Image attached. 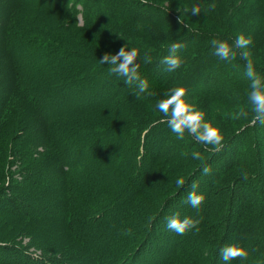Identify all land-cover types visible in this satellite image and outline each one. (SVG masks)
Masks as SVG:
<instances>
[{
  "label": "rangeland",
  "instance_id": "obj_1",
  "mask_svg": "<svg viewBox=\"0 0 264 264\" xmlns=\"http://www.w3.org/2000/svg\"><path fill=\"white\" fill-rule=\"evenodd\" d=\"M81 1L82 0H77L78 4H75L77 11L75 13L72 0L69 2L70 11L66 10L65 7L63 9L60 7L61 9L59 10L58 6H60V4L62 5V0H0V140L2 139V130L5 133V130L9 131L11 128L13 130L16 127L17 134L20 133L18 141L21 142V145H23L24 141L26 143V146H21L20 150H23L24 153L29 152V154L25 153V156L23 155L21 161H31L32 166L35 168L32 184L24 182L22 183L23 187L15 190L31 204L29 212H32V219L21 221L14 220L13 222H8L5 227L0 225V235L7 234L3 232L7 230L8 233L11 232L10 239H12L7 243L5 242L6 240H0V264H8V261H10V264L11 262L15 264H25L21 261L16 262L18 260L16 258L17 255L12 254L10 251L2 250V246L9 243L24 247L29 246V252L38 256L39 259L42 256H49L50 254H54L57 257L61 256L62 259H64V257L69 254L82 253L85 264H96L97 260L98 262L101 261V264H120L131 250H129L128 246L124 248L123 245L125 241L129 240V237L133 238L135 235L132 232L131 235H125L124 228L119 231L122 236L124 235L122 239L119 240V237L118 240H116V238L114 239V234V242L111 246H108L109 244L106 240L107 235L109 234L108 236H110L111 232L105 231L103 238L96 236L90 240L88 244L80 241L77 242L73 235L67 232L65 225L66 219L68 220L71 215L76 213L74 209L76 207V201L73 191H75V196H79V189H77L78 182H72L75 178L73 168L76 170L75 174H80L79 169L85 165L90 172L87 178L88 180L92 178V175H98L100 178L103 176L102 184H109L111 187L110 191H113L114 194L116 193L115 195L119 193L120 198H122L123 195H120L121 186L124 183L130 185L134 184V176L141 166L138 165L135 169L127 172L128 168L126 164L124 165L122 162L124 160L127 161L128 165H133L130 157L132 147L130 144L126 147L123 145L125 136L119 133L120 130L117 133H110L108 129L103 128L107 130V133L104 135L93 134V132L99 133L98 129L104 127V124L116 125L119 122V116H125L127 118V115L119 113L116 108L118 107V103L129 99L135 100L136 108L145 107V110H147V112L149 111L148 114H144L140 124L144 122L148 123L149 119H162V114L159 113L155 105L158 100L164 98L165 93L171 89L169 86L166 87V85H170V80L166 83L161 81L154 89L151 88L148 92L143 93L148 96L141 94L139 98H137L132 91L128 90V88L133 86L126 85L122 80L118 82L114 90H111L112 96L108 99L103 97L101 101L102 93L98 94L99 91L92 92L91 88L81 89V87L77 85L79 82L76 83L73 79L77 80V78L82 77L86 69L90 70L86 73L94 71L95 66H98L96 70L99 69V71L108 69L109 66L107 64H100L99 59H101L105 53H116L104 51L101 54L95 51L92 48V40H94L93 35L95 34L94 32L98 30V25L107 21L109 12L114 13L111 15V18L118 15L123 17L122 20L117 21V24L121 26L122 29H127L137 42L142 41L144 38V42L142 43L145 45L141 43L144 48H148V46L153 48L160 45L159 48L164 49V43L167 44L171 41L182 40L186 34L185 31H180L179 27H177L178 24L175 23L174 20L164 16L160 17L158 21H153L152 16L146 14L143 20H137L138 24L131 23V21L126 18L132 6L130 2L124 4V2L120 3V0H85L86 7H83ZM142 1L154 2L156 5L168 9L173 7V16L175 17L178 14L180 16L182 15L181 19H184L183 24L188 25L190 31L191 29L194 31H205V28H201L202 15H191V8L196 6L192 0ZM65 2L63 4H65ZM11 4L12 9H10ZM48 5H51L52 8L48 7ZM175 7L179 8V13ZM84 9L86 11H84ZM222 11H226L228 14L232 15V19L235 18L234 21L240 25L238 32H235L233 27H230L227 33L233 34L235 37L241 34L245 36L251 35L253 37V45L250 47V51L252 55H254L253 61L255 66H264V0H224L222 3ZM169 12H171V10H169ZM179 19L178 17V21ZM190 24L192 26H189ZM233 24L234 23H232L231 26ZM210 31L212 30L209 29L208 32ZM35 33L46 38V40L59 42L61 46L69 52V54L67 53V58L62 59L60 53L56 56H46L44 52H40L42 56L32 54L35 45L32 43L31 39ZM101 33L104 32L102 31ZM213 35L220 36L219 33L215 32ZM213 37H210L206 42L189 40L187 52L182 57V67L175 72H171L170 75L177 73L174 76H179L175 81L177 87L186 85L191 91H195L194 89H197L199 84H201L200 77H196L195 79L187 78L185 80L183 74L186 73L185 70L187 66L191 65L194 59H202L201 62L203 64H209L212 60H216L215 70L210 82L215 86L214 88L220 99L219 102L215 94L202 93L199 97L191 98L190 96V98L206 112H208V108H211L213 104H222L225 106L226 103L228 109L224 114L230 115L243 105L247 106V96H245L243 90L249 84V80L244 75L245 70H241L242 66L238 63V59L227 62L213 55L214 50L211 46V41L215 39ZM234 39L227 40L224 38L221 40H226L231 43ZM12 46H17L18 48L13 52H9ZM75 54H84V57L80 58L77 64L79 66L77 70H73L67 65V63L70 62L68 58L76 56ZM89 65L91 67L87 68ZM152 72L150 71V73ZM239 73H241V75ZM258 74L261 75L262 72ZM101 77H103V75H101L100 78ZM154 77L157 76L154 75ZM81 83L82 85L84 84V82ZM23 88H28L30 93L24 91ZM35 94L43 95V100H46L44 98L50 97H53L55 100L53 105H46V103L45 106L41 105L44 113H48L49 120L47 122L42 121L38 123L32 119L31 115L27 114L29 112L26 111L27 109L24 106L26 99L35 101L33 97ZM38 98L40 97L38 96ZM42 103L44 104V101ZM22 106H24V110H21ZM246 106L244 107L247 108ZM61 107L65 109H60ZM135 107L133 108V114L136 112L138 113H136V115L143 114ZM57 111H60L58 115H56ZM90 112L91 114H89ZM98 113H102L107 117L105 122L98 121L100 118ZM89 116L94 117L88 119ZM22 119L24 122H22ZM135 119H138V117ZM65 121H69L68 127L72 129V133L70 139L64 143V145H70L71 143L77 142V140H81L85 144H93L95 149L88 154L83 155L79 153L80 155H78L71 152L77 150L76 148H81L79 146H69L68 150H66L68 153L65 160L75 162L72 163V165L69 164V166L63 163V166L61 165L63 167L62 169L60 165L57 166L53 164L52 161L48 162L47 160L51 159L56 152V149L54 150V148H56V143L53 142L55 128L50 126L58 127ZM50 123L53 125H50ZM138 123L139 122H135L134 124ZM219 124L222 125L224 122H219L218 125ZM9 126L10 128H8ZM142 129L143 128H141V130ZM77 130L80 132H77ZM83 131L86 133H83ZM257 131L260 134L262 149L264 151V129L263 127H259L256 128L255 133H257ZM166 133L167 134L161 132V135H165L166 138L169 136L166 141L167 147L162 148L161 156L158 158V161L155 162L158 164L157 170L153 173L154 176H152L150 180L149 187L142 192L143 195L140 197V201L136 204V207L145 204L147 200L159 206L165 198L167 185H174V182L176 183L178 178L183 177L186 172L189 171L188 167L192 162L191 153L197 151V149L191 147L189 142L187 143V141H184L186 143H180L178 152H172L168 148L178 139L170 135L172 132L169 128ZM20 136L21 138L19 140ZM160 137L161 136L158 138ZM30 139H32V143H29ZM243 139L247 144V137L242 138V140ZM184 140H187V137H185ZM9 141L7 145L5 141H0V188L2 189L7 186V183H4L2 179L3 171L4 174H6L5 172H12V174H14V172L17 171L15 163L14 165L11 164L14 156L11 157L9 166L8 161L10 156L5 154L7 150L9 151L12 148L11 139ZM61 147L62 145L57 147L59 152H62ZM12 149L13 151L15 150V148ZM181 150L187 153L183 158L184 162L183 160L180 161L182 159L179 155ZM244 152L243 156L246 157L248 152ZM137 153L139 154V149ZM151 153L152 152L147 153L145 163L150 158ZM169 154L170 159H168ZM255 160L258 161L256 157ZM70 169H73V171L67 175L64 171L68 172ZM165 175L168 176L166 177ZM70 176H73V178ZM68 177L72 180L69 186L66 185L70 182L67 181ZM166 181L168 182L165 184ZM86 184L87 183L83 184L82 196L87 197L88 200L91 201V205H97L96 210L91 212L90 216L94 219V226H99V228L103 230L104 228L102 227L106 226L104 222H102L103 217L105 213L109 212L110 208L103 209L102 204L108 203L107 201H109V198L107 199V197H105L106 193L99 191L95 186L91 187L93 191H87L89 186L87 187ZM90 185L92 184L90 183ZM96 186L99 185L96 184ZM190 186V184L187 186V190L189 189V191H191ZM80 187L81 184L78 188ZM206 190L207 193H204V195L207 199L209 197L208 195L211 193V189L208 187ZM188 193L189 192H187L186 196ZM217 203V207L214 210L219 212L221 210L220 205L222 203V197L217 199ZM187 205L189 204L187 203ZM181 206L187 207L183 203ZM202 206L204 207L202 204L199 209H194V215L200 212L201 208H203ZM0 207H5V205H0ZM68 211L70 213H68ZM177 211L178 207L176 206L175 213H177ZM171 213L172 212H169V214ZM139 215L141 214L139 213ZM9 220L10 219H7V221ZM142 220L143 215L138 216L136 221L128 227V229L140 231L144 226ZM98 223L100 225H98ZM128 223L129 221L127 220L125 225ZM160 223L161 221L156 225L157 228L155 229L154 236L150 237L153 240L148 242L144 250L150 248L152 243L153 245L157 243ZM166 225L167 221L166 224H162L160 237L164 232H168ZM2 227L3 231L1 230ZM28 227L32 229V239H30L28 234L25 235ZM193 231L194 230L189 232L186 242L183 244L180 243L179 248H182L183 251H179L178 246L172 248L173 250L170 253L171 255H169L167 264H174L178 254H186L190 250L189 247L192 246L190 242L194 234ZM168 236L170 237L169 234ZM175 237L176 234L173 235L174 239ZM198 239L200 238L196 236L195 240L197 241ZM138 245L142 246V244ZM160 248L161 247H156L155 249ZM94 254L96 255L95 259ZM26 264H35V262H26ZM48 264H50V262H48Z\"/></svg>",
  "mask_w": 264,
  "mask_h": 264
},
{
  "label": "trees",
  "instance_id": "obj_2",
  "mask_svg": "<svg viewBox=\"0 0 264 264\" xmlns=\"http://www.w3.org/2000/svg\"><path fill=\"white\" fill-rule=\"evenodd\" d=\"M72 1L73 8L75 9L74 12L76 13L77 8L75 7V4H78V2L77 0ZM64 2L65 4H63ZM69 2L70 0H62V5L60 4V6H58L59 10L65 7L66 10L70 11ZM121 2H124V4L130 2L132 4L130 10L126 15V18L130 20L131 23L138 24L137 20H143L146 14L151 15L153 21H158L160 17L164 16L174 20L175 23L178 24L177 27H179L180 31H185L186 34L184 35V38L182 40L173 42L171 41L167 44L164 43V49H160L159 44V46L153 48H151L150 46H148V48H144L142 47V44L145 45L144 43H142L144 42V38L142 39V41L137 42L133 35L128 32L127 29H122L121 26L117 24L118 20L123 19L121 15L111 18V15L114 13L109 12L107 21L102 22L98 25V30L94 32V40H92V48L95 51L100 52L101 54L104 51L117 53L121 47L125 46L129 50L131 48L140 49L141 55H143L144 52H149V54L152 56V62L147 64L141 63V67L139 69L141 78L146 79L148 82L147 92L151 88L154 89V87L161 83V81H164L166 83L170 80V85H166V87H177L175 81L179 78V76H174L177 73L170 75L171 72L166 71L167 66L161 63L162 58L168 54V47L172 43L181 41L187 44V47L180 50L179 52V55L183 57L187 52L189 40L206 42L210 39V37L214 36V32L219 33L220 35L214 36L213 38L215 39L221 40L225 38L227 40H232L236 37L233 36V34H228V29L230 27H233V30L235 32L239 31L240 25L234 21L235 18L232 19V15L228 14V12L226 11H222V3L224 2V0H192V2L196 6H201V28H205V31L202 32L194 31L193 29H191L190 31V27H188V25H181L180 19L178 21V17L180 18L182 15L180 16L178 14L179 16L177 15L174 17L172 13L173 7L168 9L164 8L163 6L156 5L154 2H144L142 0H120V3ZM81 3L83 7H86L85 0H82ZM212 3H214L216 7L210 11L205 12L204 8ZM48 7H51V5H48ZM175 8L177 11L179 10V8ZM10 9H12V4L10 6ZM169 10H171V12H169ZM84 11L86 10L84 9ZM182 20L184 19L182 18ZM232 23L234 24L231 26ZM189 26L192 25L190 24ZM209 29L212 31L208 32ZM102 31L104 33H101ZM31 41L35 45V49L33 50L34 52L32 54L36 56H40V52H44L46 56H56L58 53H60L62 55L61 58L63 59L67 58V53L69 54V52H67L59 42L46 40V38H43L36 33L33 34ZM17 48V46H12L9 52H13ZM75 55L76 56L72 58H68L70 59V62L67 63L68 67L72 68L73 70L79 69V66L77 64L80 58L84 57V54ZM253 57L254 55H252V58ZM201 61L202 59H194L192 64L187 66V69L185 70L186 73L183 74L185 80L187 78L195 79L196 77H200L201 84H199L197 89H194L195 91H190V96L191 98H195L202 95V93L215 94V97H218L217 100L219 102L220 99L216 93V89L214 88L215 86L212 84V82H210L215 70L216 60H212V62L209 64H203ZM238 63H240V65L242 66L241 70H245L244 61L238 59ZM89 67L91 66L89 65L87 68ZM97 68L98 66H95V70L93 69L94 71H91L89 73L86 72L90 70L86 69L82 77L79 76L80 78H77V80L73 79V81L76 83L79 82L77 85L81 87V89L91 88L92 92L99 91L98 94L102 93V98L100 99L102 101L103 97H105V99H108L112 96L111 90H114L116 88L118 82L122 81V78L117 77L116 75H110L108 69L99 71V69L96 70ZM238 70L240 71L239 68ZM150 71H153L152 73L158 74H152L150 73ZM256 71H258L257 73L262 72L261 76H264V66H256ZM239 74L241 75V73ZM101 75H103V77L100 78ZM154 75L157 77H154ZM81 82H84V84L82 85ZM248 85L243 90L245 96H247L248 93ZM23 90L30 93V90L28 88H23ZM128 90L132 91L133 93V87L128 88ZM38 96L40 98H38ZM42 96L43 95L41 94H35L33 96L35 101L26 99V103L24 105L27 109L25 110L29 112L27 114L31 115L32 119L38 123H41L42 121L47 122L49 120V117L47 115L48 113H44L41 105L45 106V103L46 105H53L55 103L53 97L44 98L46 100H43ZM43 101L44 104L42 103ZM117 105L118 107L116 108V110L119 111V113L127 115V118L125 116H119V122L116 125L113 126L111 124H104V127L98 129L99 133L93 132V134L104 135L107 133V130L105 129H108L110 133H117L120 130L119 133L125 136L123 145L126 147L130 144L132 147L130 151V157L133 165H128L127 161L124 160L122 163L124 165L126 164L128 168L127 172L135 169L136 167H138V165H140L141 168H139L136 175L134 176V184L130 185L124 183L121 186L120 195H123L122 198H120L119 193L115 195L116 193L114 194L113 191H110L111 187L109 186V184H102L103 176L102 178H100L98 175H92V178L88 180L87 178L89 177L90 172L85 165H83V167L79 169L80 174H75L76 170L75 168H73V174L75 175V178L72 181L68 177L67 181L70 182H68L67 184L65 182V184L69 186V184L74 181L78 182L77 189H79V196H75V191H73L74 199L76 201V207L74 208L76 213L74 215H71L68 220L66 219L65 225L67 228V232L72 234L77 242L80 241L85 244L90 243V240H92L96 236L103 238L105 231L111 232L110 236H108V234L106 237V240L109 244L108 246H111L114 242V234V239L116 238V240H118L119 237V240H121L124 235L122 236L119 231H121L122 228H124L125 230L128 229V227H130L136 221L138 216L143 215L142 224H144V226L140 230L141 232L132 231L135 236L133 238L129 237V240L125 241L123 247L126 248L128 246L129 250H131L120 264H167L169 255H171L170 253L173 250L172 248L178 246V250L183 251L182 248H179L180 243L183 244L184 242H186V238L189 235V232L183 235H178L168 230V232H164L160 237V234L162 232V224H166L167 218L172 215H179L181 218H199L201 219V223L199 224V232H196L193 229L194 234L191 238L190 243H192V246L189 247L190 250L186 254H178L176 258L177 260L174 262V264H224V261L220 257L219 249L233 243L247 247L250 250L249 257L244 261H230L229 264H264V151L262 149L260 134L258 133V131L257 133H255L256 128L263 127L264 129V125L260 123L252 125L249 120L243 118L232 120L230 118V115L224 114L228 109L226 103L225 106L222 104H213L211 108H208V117L216 125H218L219 122H224V124L222 125L219 124L223 132H225L224 147L220 152L212 153L206 150L203 145L196 143L191 137L188 136H186L187 140H177L168 148L172 152H178V147L180 146L181 142H189V145H191V147L193 148H196L204 158V162L211 167V174L204 175L202 173V162L200 160H195L192 158V162L188 167L189 171H187L183 176V178L186 180V184L182 188H177L175 182L174 185L169 184L167 185L165 191V198L163 199V202L159 204V206H157L156 203H152L150 200H147L145 204H141L140 206L136 207V204H138L140 201V197L143 195L142 192L149 187L150 180L152 176H154L153 173H155L157 170L158 164L155 162L158 161V158L161 156L162 148L167 147L166 141L169 136L166 138L165 135H161V132L167 134L166 132L168 131L169 127L166 123L162 122V119H149L148 123L144 122L143 124H140V121L143 119L144 114H148L149 111L147 112V110H145V107L136 108V102L133 99L121 101ZM24 106H22L21 110H24ZM244 106L246 105H243L242 107ZM134 107L137 110L141 111L143 114L136 115L137 112L133 114ZM60 109L64 110L65 108L61 107ZM59 112L60 111H57L56 115H58ZM89 114H91V112ZM98 116H100L98 121L105 122V120L107 119V117L102 113H98ZM93 117L94 116H89L88 119H92ZM137 117L138 119H135ZM22 122H24L23 119ZM68 122L69 121H65L58 127L50 126L52 128H55L53 142L56 143V148H54V150L56 149V152L51 157V159L47 161H52V163L57 166H63V163L69 166V164L72 165V163L75 162L65 160L68 153V151L66 150H68V147L71 145H73V147L79 146L81 148H76L77 150L71 152L78 155L88 154L93 149H95L93 144H85L81 140H77V142L71 143L70 145H64V143H66L70 139V135L72 133V129L68 127ZM135 122L139 123L134 124ZM50 125L53 124L50 123ZM8 128H10V126ZM141 128L143 129L141 130ZM77 132L80 131L77 130ZM83 133L86 132L83 131ZM19 134H17L16 127L13 130L12 128L9 129V131L5 130V133L2 130V139L0 140L3 142L5 141L7 145L9 144V140L11 139L12 148H15V150L13 151V149L11 148L9 151L7 150L5 154L10 156L8 161L9 166L11 157L14 156L11 164L14 165L15 163V167L17 170L14 172L15 175L12 174V172H5L6 174H4L3 171L2 173V179L4 180V183H7L6 187H4L3 189L0 188V205H5V207H0V225L3 227H5L8 222H13L14 220L21 221L32 219V212H29L31 204L28 203V200L25 197L19 195V193L15 191L23 187L22 183L24 182L32 184V178L35 175V168L32 166V162L21 161L23 155L25 156V153L29 154V152L24 153L23 150H20L21 146H26V143L24 141L23 145H21V142L18 141ZM170 135L175 136L173 133H170ZM159 136L161 137L158 138ZM245 137H247L248 139V145L244 142V139L242 140V138ZM20 138L21 136L19 137V140ZM32 142V139H30L29 143ZM60 145H62V152H59V149L57 148ZM138 149L139 154L137 153ZM246 151L248 152V154L246 157H244L243 152L246 153ZM148 152L152 153L150 154V158L148 159V161L145 163V158ZM182 153H185L187 155L184 150H181L179 155L182 159L180 161H182L185 157V155H182ZM169 157L170 154L168 155V159H170ZM255 157L258 161L255 160ZM62 166L61 168L63 169ZM73 169H70V171L68 172H64L68 175V173H71ZM241 171L247 173L246 180L241 176ZM165 176L167 177L168 175ZM70 177L73 178V176ZM99 182L101 185L99 184ZM167 182L168 181H166L165 184ZM193 182H198L199 184V187L196 189L197 192L204 194L207 193L206 189L208 187L211 189V193L210 195H208L209 197L205 199L203 203L204 207L202 206L203 208H201L200 212H197L195 215L194 208H192L190 205H187L186 202V194L187 192H189V189L187 190V186H189V184L191 185ZM85 183H87V187L89 186L87 191H93L91 187L95 186L99 191L106 193V196L105 193L104 196L107 197V199L109 198V201H107L108 203L102 204L103 209H106L108 207L110 208L109 212L105 213L103 217L102 222H104V224L106 225L102 227L104 228L103 230H101L99 226H94V219L92 218V216H90V213L96 210L97 205H91V201H89L87 197L82 196L84 188L83 184ZM90 183L92 185H90ZM80 184L81 187L78 188ZM96 184L99 186H96ZM219 197H222V203L220 205L221 210L219 212H216L214 209L217 207V199ZM182 203L187 207L181 206ZM176 206L178 207L177 213H175ZM167 212L168 214L169 212L172 213L168 215ZM68 213L70 212L68 211ZM139 213L141 215H139ZM7 219L10 220L7 221ZM127 220L129 221V223L125 225V222ZM159 221H161V225L159 226L157 243L155 245H153L152 243L150 245V248L144 250L148 242L150 240H153L150 237L154 236L156 231L155 229L157 228L156 225ZM98 225L100 224L98 223ZM3 227L1 228L2 231ZM27 229L28 230L25 235L28 234L30 239H32V229L30 227H28ZM3 232H6L7 234L0 235V240H6V243L12 240L10 239L11 232L8 233L7 230ZM168 234L170 235V237L168 236ZM174 234H176L175 239L173 238ZM196 236L200 238L197 241L195 240ZM138 244H142V246H139ZM2 247V250L10 251L12 254L17 255L16 258L18 260L16 262L21 261L25 264L26 262H35V264H48V262H50V264H85L83 261L84 257L82 253L69 254L64 257V259H62L61 256L57 257L54 254H50L49 256L45 255L40 257L39 259L38 256H35L31 252H29V246L24 247L21 245H13L9 243L3 245ZM156 247L161 248L155 249ZM95 258L96 255L94 254V259ZM96 262V264L102 263L101 261L98 262V260ZM7 263L10 264V261H8ZM11 264L15 263L11 262Z\"/></svg>",
  "mask_w": 264,
  "mask_h": 264
},
{
  "label": "clouds",
  "instance_id": "obj_3",
  "mask_svg": "<svg viewBox=\"0 0 264 264\" xmlns=\"http://www.w3.org/2000/svg\"><path fill=\"white\" fill-rule=\"evenodd\" d=\"M214 3L207 5L204 11L214 9ZM191 15L196 16L201 12V6L197 5L191 8ZM180 23L183 20L180 17ZM253 45V37L243 34L236 37L231 43L226 40L213 39L211 46L213 55L222 61L232 62L237 59L244 61V75L249 80L247 93V108L241 107L237 111L230 114L232 120L246 119L252 125L260 123L264 125V76L256 71V66L252 58L250 47ZM187 47L186 43L175 42L168 47V54L165 55L161 63L166 65V71L175 72L180 69L183 64L182 57L178 54L180 50ZM100 64H107L110 75H116L122 78L128 86H133V94L140 97L146 93L148 82L142 79L139 73L141 63L147 64L152 62V56L149 52L141 51L138 48L127 49L121 47L116 54L105 53L99 59ZM190 89L188 86H178L169 89L164 98L158 100L155 105L156 109L162 114V122L166 123L171 132L178 140H184L186 136L191 137L196 143L203 145L206 150L212 153L220 152L224 147L225 134L219 125L213 123L208 117V113L200 108L190 98ZM182 155H186L182 153ZM192 158L200 160L203 164L202 173L204 175L211 174V167L204 162L199 151L191 153ZM241 176L246 180L247 173L241 171ZM186 184V180L180 177L176 180L177 188H182ZM191 191L187 195L186 202L194 209H199L204 203L206 197L203 193L197 192L198 182L191 184ZM201 219L172 215L167 218V229L178 235L186 234L193 229L199 232V224ZM132 230L126 229L124 234L131 235ZM249 249L239 244H229L219 249V254L224 264L230 261L247 260L249 257Z\"/></svg>",
  "mask_w": 264,
  "mask_h": 264
}]
</instances>
